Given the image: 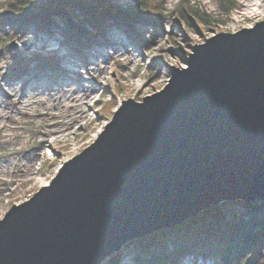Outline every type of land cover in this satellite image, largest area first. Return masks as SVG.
Returning a JSON list of instances; mask_svg holds the SVG:
<instances>
[{
    "label": "water",
    "instance_id": "1",
    "mask_svg": "<svg viewBox=\"0 0 264 264\" xmlns=\"http://www.w3.org/2000/svg\"><path fill=\"white\" fill-rule=\"evenodd\" d=\"M259 22V23H258ZM195 43L0 218V264H100L128 240L264 199V18Z\"/></svg>",
    "mask_w": 264,
    "mask_h": 264
},
{
    "label": "rangeland",
    "instance_id": "2",
    "mask_svg": "<svg viewBox=\"0 0 264 264\" xmlns=\"http://www.w3.org/2000/svg\"><path fill=\"white\" fill-rule=\"evenodd\" d=\"M247 1L229 0L232 7L225 10L219 0H87L90 10L76 4V8L67 4L54 8V4L42 22L12 24L0 19V82L6 81L7 88L0 91V218L40 182L48 181L61 160L96 136L121 96L141 100L165 84L170 65H185L195 43L264 18V0H257L254 11L242 4ZM7 3L0 0V8ZM98 25L101 31L96 30ZM69 28L81 35L67 37ZM105 38L119 45L111 51L103 44ZM90 42L99 50L85 46ZM102 66L107 82H97L90 93L92 76ZM63 68L73 80L63 81ZM71 95L78 101L70 108ZM228 201L215 205L226 204L227 218L251 223L239 206ZM181 223L128 240L100 264H162L150 252L139 250L138 240L145 244V236ZM170 242L169 238L166 244ZM174 255L172 250L169 257ZM178 258L176 264H264V237L256 249L227 262L217 252L194 246Z\"/></svg>",
    "mask_w": 264,
    "mask_h": 264
},
{
    "label": "trees",
    "instance_id": "3",
    "mask_svg": "<svg viewBox=\"0 0 264 264\" xmlns=\"http://www.w3.org/2000/svg\"><path fill=\"white\" fill-rule=\"evenodd\" d=\"M219 1L220 6L225 10L232 7L229 0L228 2L227 0ZM54 4L57 5L53 6ZM61 4H67L74 8H76V4L81 10L85 8L90 10L91 7L87 0H8L5 7L6 11L0 13V19L10 20L12 24H24L30 21L33 23L42 22L48 16L52 6L55 8ZM180 15L183 13L180 12ZM95 18L96 16H93L94 20ZM97 23L100 22L97 21ZM122 31H125L124 27ZM71 34L77 38L81 35L74 34L73 29L69 28L66 36L73 37ZM227 204L239 206L243 213L249 216L251 223L227 218L224 210L226 204L213 205L178 226L160 229L149 236H145L144 238L147 239L145 244L138 240L139 250L150 252L154 260L162 264H176L178 257L192 246L196 249L203 247L210 252H217L224 262L236 258L239 253H245L250 248L253 251L256 249L257 243L262 241L264 237V214L261 215L264 213V199L236 198L229 200ZM169 238L171 242L166 244ZM198 240H202L204 243ZM172 250H174L175 255L169 257Z\"/></svg>",
    "mask_w": 264,
    "mask_h": 264
},
{
    "label": "bare ground",
    "instance_id": "4",
    "mask_svg": "<svg viewBox=\"0 0 264 264\" xmlns=\"http://www.w3.org/2000/svg\"><path fill=\"white\" fill-rule=\"evenodd\" d=\"M242 4H243L244 6H246V7L248 6V8H250V11H251V10L254 11V10H255V7H252V6H258L259 2H258L257 0H255L254 2H251V1L249 0V1H247V2H242ZM99 24H100V23H99ZM107 25H108V23H107ZM96 30H97V31H101V28L98 27V28H96ZM92 42L94 43V42H96V40H93ZM92 42L87 43L85 46L88 47V48H90V49L99 50V49H97V48L91 46ZM98 43L100 44L101 42L98 41ZM103 44H104V46H105L106 48H109L111 51L115 50V48L119 45L118 42L113 41V40H111L110 38H105V43H103ZM103 44H102V45H103ZM115 53H116V51H115ZM102 67L105 68V66H102ZM105 69H106V68H105ZM61 71H62V74H63V81H65V80H66V81H71V80H73L72 77H71V75H70V71H69V70L63 68V70H61ZM100 76H103L105 79L107 78V76H106V74H104V72H103V73H101V72H99V73L94 72V74H93V76H92L93 81H94V85H93L92 90H91L90 93H92V92L96 89L98 83L100 82V79H99ZM39 78H41V76H37V79H39ZM97 82H98V83H97ZM100 84H101V83H100ZM104 85H105V84H104ZM72 90H73V88H72L70 91H72ZM70 93H72V92H70ZM52 94H53V92H51L50 96H51V97H54ZM89 97H90V96H89ZM77 101H78V99H77L75 96L71 95V97L69 98V101H68V103H67L68 107L71 108V107L74 105V103L77 102ZM64 104H65V103H62L61 106L63 107ZM83 104H84V103H83ZM46 143H47V142H46ZM44 144H45V142H44ZM48 144H49V142H48ZM14 159H15V157L12 158V159H9V161L7 162V164H8V165H9V164L11 165L12 162L14 161ZM8 165H7V166H8ZM4 167H5V166H4ZM36 171H37V167H36V170H35L34 172H36ZM35 181H41V180H40L38 177H36Z\"/></svg>",
    "mask_w": 264,
    "mask_h": 264
},
{
    "label": "snow or ice",
    "instance_id": "5",
    "mask_svg": "<svg viewBox=\"0 0 264 264\" xmlns=\"http://www.w3.org/2000/svg\"><path fill=\"white\" fill-rule=\"evenodd\" d=\"M4 11H6V9H2V8H0V12H4ZM259 23V22H258ZM247 27H249V28H253L254 27V25H247ZM173 63H176V61H172ZM98 71L99 72H101V73H103V72H105V71H107V69H105L104 67H99L98 68ZM115 74V70L113 69V75ZM100 83L101 84H104V83H106L107 81H106V79L103 77V76H100ZM0 80H3V78L2 77H0ZM5 83H6V81H4V82H0V91H7V88L5 87ZM53 150H55V149H53Z\"/></svg>",
    "mask_w": 264,
    "mask_h": 264
}]
</instances>
